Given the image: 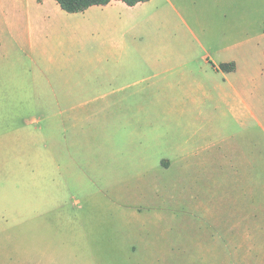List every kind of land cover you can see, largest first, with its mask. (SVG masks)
Returning <instances> with one entry per match:
<instances>
[{
	"label": "rangeland",
	"instance_id": "374dc122",
	"mask_svg": "<svg viewBox=\"0 0 264 264\" xmlns=\"http://www.w3.org/2000/svg\"><path fill=\"white\" fill-rule=\"evenodd\" d=\"M177 1L184 38L195 34L204 43L209 33L211 44H204L212 59L241 61L244 71L237 78L245 81L247 108L233 97L222 100L228 88L215 71L207 77L211 101L202 105L179 92L120 93L126 103H177L175 111L154 110L153 116L165 119L140 146L146 152L187 151L203 143L211 149L210 197L167 204L152 214V231L143 234L130 232L140 218L113 203L103 186L113 182V168L97 165L108 145L102 135L112 133L113 110L63 107L64 101L78 105L80 96H69L65 85H96L80 77L115 67L89 62L96 48L81 42L79 16L45 12L49 42L32 53L14 45L0 13V87H15L7 94L14 103L5 106L6 92L0 94V134L21 128L18 141L7 138L0 149V264H264V0H206L203 8L195 0ZM31 84L36 93L24 87ZM57 99L55 107L47 104ZM64 111L80 120L67 121ZM106 119L111 126H103ZM201 124L208 132L197 134ZM239 221L248 232L230 230Z\"/></svg>",
	"mask_w": 264,
	"mask_h": 264
},
{
	"label": "crops",
	"instance_id": "0c3cea01",
	"mask_svg": "<svg viewBox=\"0 0 264 264\" xmlns=\"http://www.w3.org/2000/svg\"><path fill=\"white\" fill-rule=\"evenodd\" d=\"M5 1L0 0V13L4 16V26L9 30L17 48L34 53L40 44L49 42L45 34L48 25L45 12L51 10L52 14L65 15L68 18L79 16V29L83 37L81 42L86 47L96 48L95 54L88 57L89 62L111 63L115 67L111 71L101 70L96 76L80 77L86 82L90 78L92 81L95 79L96 85L73 86L75 89L65 85L64 92L69 96L73 93L74 96L78 93L80 96L75 100L78 105L71 108L73 102L64 101L63 107L70 112H79V109L95 104L102 113L105 110H113L112 133L102 135L108 145L101 150V161L97 165L113 168V182L103 184L109 188L112 202L124 206L128 212L126 214L140 218L130 232H151L147 226L152 223V214L157 215L159 210H167L166 205L169 203L182 206L184 203H197L199 199L210 197L206 188L214 175L211 172V149L208 144L203 143L187 151L171 148L148 149L146 152L140 147L150 138L149 135L158 121L165 119L153 116L154 110L165 108L175 111L177 103H126L120 100V93L145 96L161 92H179L191 103L202 105L211 101V79L207 77L211 75V71H215L224 76V83L228 88V92L221 93L222 100L233 97L234 104L246 109V84L237 78L244 71L239 59H212L211 49L206 47L211 44L209 33H204L202 37L206 45L195 34L191 40L184 38V11L177 6V0H151L134 7L114 1L107 6H94L77 14H67L55 0H9V7L4 5ZM195 1L200 7L206 2ZM193 40L196 43L192 44ZM43 53L50 55L47 50ZM48 61H52V58ZM231 62L236 65L235 71L227 73L218 69L221 64ZM124 66L125 69L119 70ZM34 86L31 84L24 87L36 93L37 88ZM13 88L15 87H0V94L6 92L5 106L15 102L8 100L7 95ZM33 103L37 104L39 101L33 100ZM54 103L59 104L61 100L47 102L55 107ZM3 104L0 100V105L4 106ZM63 114L67 121L80 120L67 115L66 111ZM255 121H258L257 118ZM108 122L109 119H106L103 126H111ZM68 125L66 122L63 124L65 131ZM259 126L262 127L260 123ZM20 129L16 127L15 131L6 132V137L0 134V149L7 138L12 137L18 141L21 137ZM124 132L127 134L126 138L122 137ZM196 132L200 134L208 131L206 126L201 124ZM202 136L207 138L209 133ZM65 145L64 142V150ZM147 158L156 159L150 163ZM208 213V218L213 220V215ZM146 217L148 218L142 219ZM229 227L232 232H248L242 228L240 221Z\"/></svg>",
	"mask_w": 264,
	"mask_h": 264
},
{
	"label": "trees",
	"instance_id": "16d2710c",
	"mask_svg": "<svg viewBox=\"0 0 264 264\" xmlns=\"http://www.w3.org/2000/svg\"><path fill=\"white\" fill-rule=\"evenodd\" d=\"M41 2L42 0H38ZM61 10L70 13H81L94 6H107L114 1H121L130 7H134L140 3H146L150 0H55ZM218 69L223 72H233L236 69L234 62L221 64Z\"/></svg>",
	"mask_w": 264,
	"mask_h": 264
}]
</instances>
